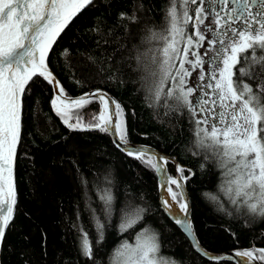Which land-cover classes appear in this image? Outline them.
Listing matches in <instances>:
<instances>
[{
  "label": "trees",
  "instance_id": "trees-1",
  "mask_svg": "<svg viewBox=\"0 0 264 264\" xmlns=\"http://www.w3.org/2000/svg\"><path fill=\"white\" fill-rule=\"evenodd\" d=\"M167 3L93 0L58 37L49 67L68 96L94 87L110 92L126 111L127 141L149 145L195 172L184 185L191 228L202 248L214 253L264 248V216L229 191L228 169L212 148L196 143L199 135L188 115L174 101L172 110L150 101L141 88L137 56L145 63L155 56L148 49L159 41L146 37L149 30L160 29ZM52 91L37 76L22 98L14 168L16 204L2 241L0 264H113L119 242L142 232L154 236L158 252L176 264H235L198 254L161 208L157 171L117 149L107 132L68 129L50 108ZM97 109L96 101L74 110L73 121L77 116L83 123L92 121ZM197 151L200 155H195ZM167 170L174 175V164H168ZM97 188H111L117 209L106 221L99 243L85 203L87 191L91 206L100 207ZM126 199H134L145 211L136 224L121 231L119 209ZM79 228L89 236L93 258L81 252L84 233Z\"/></svg>",
  "mask_w": 264,
  "mask_h": 264
},
{
  "label": "snow or ice",
  "instance_id": "snow-or-ice-1",
  "mask_svg": "<svg viewBox=\"0 0 264 264\" xmlns=\"http://www.w3.org/2000/svg\"><path fill=\"white\" fill-rule=\"evenodd\" d=\"M92 2L0 0V242L16 204L13 170L21 138L22 98L37 76L54 86L50 108L63 125L70 130L112 131L118 137L114 146L160 173L171 202L178 203L182 212L188 211V203L181 202L185 201L183 188L195 172L177 165L178 174L167 175L166 166L175 163L172 158L158 156L148 146L128 144L126 111L119 102L102 89L70 98L49 68V52L57 38ZM149 31L146 39L158 40L160 47L151 63L137 56V68L143 73L141 88L150 101L168 105L170 110L174 101L188 115L197 134L203 133L196 143L212 148L228 169L229 191L234 190L253 212L264 216V55H258V50L264 51V0H168L160 29ZM96 101L99 114L91 122L85 124L79 116L72 122L74 110ZM81 182L87 187L85 178ZM96 191L100 207L91 206L87 191L85 203L99 243L106 221H111L117 209L111 188ZM171 202L165 199L163 204L172 207ZM144 211L134 199H126L119 209L120 230L136 224ZM174 218L184 224L185 231L191 230L186 216ZM78 230L84 233L82 254L93 258L87 232ZM142 235L134 246L116 249L113 264H157L153 257L159 249L156 238ZM235 256L241 258L238 264H264V248L237 251Z\"/></svg>",
  "mask_w": 264,
  "mask_h": 264
},
{
  "label": "water",
  "instance_id": "water-1",
  "mask_svg": "<svg viewBox=\"0 0 264 264\" xmlns=\"http://www.w3.org/2000/svg\"><path fill=\"white\" fill-rule=\"evenodd\" d=\"M58 39V38H57ZM57 41V40H56ZM56 43V42H55ZM54 43V45H55ZM53 45V46H54ZM52 50V49H51ZM50 50V52H51ZM49 52V54H50ZM93 90L89 91V92H92ZM104 91V90H103ZM107 95H109L106 91H104ZM88 93V92H87ZM79 97V96H78ZM78 97H73V98H78ZM110 135L114 136L112 134V131H109ZM130 145H134V146H148L150 147L158 156H163V157H170L168 155H165L161 152H159L158 150H156L155 148L149 146V145H142V144H130ZM123 151V150H121ZM124 153H126L125 151H123ZM171 158V157H170ZM172 160H174L172 158ZM175 161V160H174ZM174 164V169H175V175H177L178 173L176 172V161ZM14 166H15V160H14ZM159 174V202H160V205H161V208L163 209L164 213L166 214V216L183 232V234L187 237V239L189 240L191 246L201 255L203 256L204 258H207V259H210V260H223V259H226V260H231L233 261L235 264H238V261L241 259L240 257H236L235 256V252L234 251H226V252H220V253H210V252H207L205 250H203L200 245L198 244V241L192 231V229L190 231H185L184 229V224H177L176 223V220L174 218V215L175 216H179L182 220L183 218L186 216L187 217V220L186 222L187 223H190V206L188 208V211L187 213H184L182 212L180 209H179V205L176 203V202H171V197H167V195H164V192H165V187H163L165 181L164 179L162 178V175L160 173ZM13 175H14V170H13ZM168 175V173H167ZM183 192H184V196H185V202L188 203L189 205V201H188V195H187V191H186V188L184 186L183 188ZM167 199L171 202L172 204V207H166L164 206L163 204V201ZM3 241V240H2ZM194 245H198L196 247H194ZM1 246H2V242H0V250H1ZM207 253V255H204V253ZM215 258H218V259H215ZM253 264H257L255 261L253 262Z\"/></svg>",
  "mask_w": 264,
  "mask_h": 264
},
{
  "label": "rangeland",
  "instance_id": "rangeland-1",
  "mask_svg": "<svg viewBox=\"0 0 264 264\" xmlns=\"http://www.w3.org/2000/svg\"><path fill=\"white\" fill-rule=\"evenodd\" d=\"M153 40H155V39H153ZM155 41H158V40H155ZM148 46H149V45H148ZM205 48H206V47H205ZM146 49H148V47H146ZM148 52H150V53L152 52V53H154V54L156 55V53H157L156 45L153 44V47L150 48V49H148ZM201 54H203V49H201ZM194 82H195V81L193 80V83H194ZM201 136H203V133H202V132L199 133V138H200ZM199 138H198V139H199ZM229 184H230V183H229ZM164 195H165V194H164ZM144 233H147L148 236H152L149 232H142L141 234H138V235H136V236H135V234H134L133 237L130 238L129 240L123 241V242L119 245L118 248H120L122 245H125V244L133 245V246H134V245L137 243V238H138V237H140L141 239L144 238L143 235H142V234H144ZM118 248H117V249H118ZM153 257H154V259H156L157 264H176V263L173 262L169 257L164 256V255H161L158 251H157L156 253L153 254Z\"/></svg>",
  "mask_w": 264,
  "mask_h": 264
},
{
  "label": "bare ground",
  "instance_id": "bare-ground-1",
  "mask_svg": "<svg viewBox=\"0 0 264 264\" xmlns=\"http://www.w3.org/2000/svg\"><path fill=\"white\" fill-rule=\"evenodd\" d=\"M89 122H91V120H88V121H86V123L85 124H87V123H89ZM109 136H110V138H111V140H112V142L113 141H116V140H118V137L117 136H112V135H110L109 134ZM128 142V144H141V143H134V142H129V141H127ZM164 194L165 195H167V197H170L168 194H167V189L165 188V192H164ZM189 241V240H188ZM123 242V241H122ZM121 242V243H122ZM120 242H119V244L115 247V249L113 250L114 252H113V258H114V255H115V250L119 247V245L121 244ZM199 244V243H198ZM200 245V244H199ZM201 247V246H200ZM193 248V247H192ZM202 248V247H201ZM194 249V248H193ZM203 250H205L204 248H202ZM195 250V249H194ZM196 251V250H195ZM206 251V250H205ZM197 252V251H196ZM207 252H209V251H207ZM198 253V252H197ZM210 253H214V252H210ZM199 254V253H198Z\"/></svg>",
  "mask_w": 264,
  "mask_h": 264
},
{
  "label": "flooded vegetation",
  "instance_id": "flooded-vegetation-1",
  "mask_svg": "<svg viewBox=\"0 0 264 264\" xmlns=\"http://www.w3.org/2000/svg\"><path fill=\"white\" fill-rule=\"evenodd\" d=\"M204 47H208V45L205 43ZM156 48L158 49V47L156 46ZM258 55H264V51H260L258 50Z\"/></svg>",
  "mask_w": 264,
  "mask_h": 264
}]
</instances>
